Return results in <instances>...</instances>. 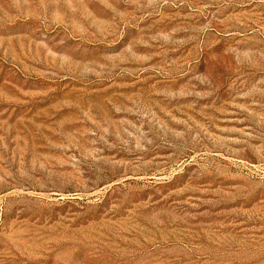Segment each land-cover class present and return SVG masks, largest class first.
<instances>
[{
  "label": "rangeland",
  "instance_id": "1",
  "mask_svg": "<svg viewBox=\"0 0 264 264\" xmlns=\"http://www.w3.org/2000/svg\"><path fill=\"white\" fill-rule=\"evenodd\" d=\"M0 264H264V0H0Z\"/></svg>",
  "mask_w": 264,
  "mask_h": 264
}]
</instances>
